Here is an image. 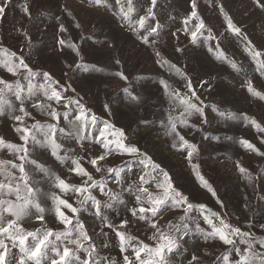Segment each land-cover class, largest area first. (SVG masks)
Segmentation results:
<instances>
[{
	"label": "rangeland",
	"instance_id": "1",
	"mask_svg": "<svg viewBox=\"0 0 264 264\" xmlns=\"http://www.w3.org/2000/svg\"><path fill=\"white\" fill-rule=\"evenodd\" d=\"M27 2L31 6L32 19L21 11L20 6L25 0H12L11 6L6 9V15L0 17V60L7 58L4 49L7 53L23 55L25 62L33 71L48 72L60 85L75 89L69 90L65 95L82 98L88 130L98 136L100 129L104 128L105 121L117 129H123L128 137L127 144L136 146L141 153L151 157L152 161L168 172L173 186L193 205L183 222L178 220L180 215H184L182 208L166 207L157 218L159 226L165 230L168 221L183 224V227L175 232L180 238L179 247L167 254L169 264H188L193 255L198 256L202 264H241L240 255L249 244L258 251H264L258 243L264 241V228L261 227L264 225V156L245 149L239 143L241 139H246L260 152H264V143L261 142L264 139V132H258L243 119L244 115H247L264 127V101L252 97L246 87H242L246 79H251L254 87L264 92V76L257 71V61L252 58L247 48L250 41L253 48L264 53V8L259 7L255 0H196L195 11L199 18L197 19L191 17L192 0H158L154 11L161 28L156 35L149 38L155 43L146 44L140 37L147 33L140 29L135 21L146 14L150 0H133L131 27L121 18L120 6L116 4V0H107V4L102 7L94 6L88 0H27ZM122 2L126 10V0ZM221 6L223 13L241 29V36L228 31ZM69 12L71 16L67 15ZM56 16L61 18L68 29L65 38H70L78 46L80 56L69 48L61 50L57 45L56 41L60 34L55 27ZM185 19H188L187 24L184 23ZM200 20L204 21L206 28L197 34V40L193 43L191 32L195 31V26ZM77 23L80 25L79 28L75 27ZM148 23L155 25L156 21L150 20ZM133 28L137 30L133 31ZM18 29L30 33L33 47H29V41ZM207 29H211L215 39H208ZM217 45L229 60L237 63L241 72L234 71L228 63L216 58ZM177 48L182 51L178 52ZM157 51L163 59L170 61L186 74L204 104L215 105L225 113V116H221L208 107L205 109L204 117H200L199 114L188 117L186 127L180 126L177 121L180 134L197 146V153L193 155L191 162L187 159V150L173 148L172 137L165 135L166 128L161 127V121L167 124L169 115L179 117L183 106L178 99L165 94L160 81H166L171 89L185 94L188 93L187 80L158 63V57L155 55ZM259 59L264 61V55ZM117 60L119 63H116ZM78 63L84 67L77 68ZM92 66L100 68L101 71L93 70ZM117 72H123L128 80L120 79L115 75ZM23 74L26 73L21 70L19 82L26 90L28 81L22 78ZM0 78L10 83H15L18 79L2 66ZM32 82L38 88L44 80L40 76ZM125 87H129L133 94L139 97L138 102L131 101L126 96L123 92ZM38 96L40 100L44 99L42 90ZM6 98L16 103L18 109L19 102L15 101L12 93H6ZM64 103L67 101L53 106L58 112L63 113L66 111ZM105 104L109 105L107 111ZM26 108L34 117V119L26 117V124L31 125L36 121L41 124L56 123L34 109L32 102L27 103ZM79 111L76 105H71L69 118L61 117L60 127L71 131L69 121L74 120ZM228 112L237 118L227 119ZM17 114L20 113L17 111ZM10 115L11 112L7 114L0 112V136L14 144H22L13 131L14 122ZM93 115L97 118L95 125L91 123ZM142 121H149L152 124L145 126ZM84 122L82 118L76 123ZM105 133L108 135L109 130L106 129ZM59 142L65 147L74 148L86 159L104 151L99 144L91 141H85L83 148L72 139L61 137ZM33 158L70 183L76 185L81 183L79 177L69 172L70 161L67 162V167L62 165L51 156L49 150L37 149ZM14 159L13 154L6 149L0 151V160ZM140 159L142 157L113 154L106 161L100 162L102 165L121 168L123 184L106 171L97 173L90 164H85V167L96 180H100L101 176L106 177L107 189L118 193L121 187H126L150 170V166L146 168L140 163ZM237 162L247 169V173L242 174L237 169ZM193 165L198 166L199 174L208 182L215 195L201 185ZM249 174L251 180L248 179ZM34 178L42 182L40 186L44 191L59 194L58 189L51 187L49 183H43L45 178L42 173H35ZM158 179L162 180L163 177L160 176ZM149 190L157 192L155 187ZM92 194L102 202L108 199L99 189ZM8 198L15 200L14 196ZM63 198L68 199L73 206H78L74 194ZM123 199L127 208L137 206L133 195L125 192ZM43 203L48 208L52 207L50 199ZM194 204H205L227 223L240 228L241 232L251 233L250 236L233 237L236 241L235 248L240 249L241 253L238 254L233 246L225 245L218 238L205 242L203 232L211 231V227L204 219L207 213L198 210ZM32 211L35 213L34 209ZM106 211L115 225H119L125 218L130 221L126 226V232L136 238L131 242L133 245L138 241L154 245L155 242L149 239L154 230L149 229L144 222L136 221L122 206L118 212ZM67 214L72 215L70 212ZM79 219L84 223L93 242L100 248V254L112 257L119 264H123L124 254L120 252L119 238L115 232L103 227L99 219L87 211L81 213ZM211 219L213 223L219 224L215 218ZM20 223L27 231L44 227L52 228L54 231L64 230V225L59 223L52 213L46 215L44 221L37 220L33 214L31 218H26ZM102 228L109 234L107 237L97 236ZM104 243L108 244L107 248L102 247ZM128 251L130 253L131 248ZM12 252L18 255L19 249L13 248ZM223 255L228 256L227 261L217 259Z\"/></svg>",
	"mask_w": 264,
	"mask_h": 264
},
{
	"label": "snow or ice",
	"instance_id": "2",
	"mask_svg": "<svg viewBox=\"0 0 264 264\" xmlns=\"http://www.w3.org/2000/svg\"><path fill=\"white\" fill-rule=\"evenodd\" d=\"M88 2L97 7L107 4V0H88ZM126 3L127 8L125 10L122 0H116V4L120 6L121 18L128 22L131 27L133 23L131 15L134 12L133 0H126ZM157 3L158 0H150V6L147 7L146 14L140 16L135 21L139 28L144 29L147 33L140 37L146 44L155 43L154 40L150 41L149 38L156 35L161 28L154 11ZM255 3L259 7L264 8L262 0H255ZM11 4L12 0H0V17L6 15V9ZM20 7L27 17L33 18L31 6L27 0ZM195 7L196 0H192L193 11L191 12V17L199 19ZM221 12L225 16L228 31L236 36H241V29L233 24L231 18L226 13H223L222 6ZM67 15L71 16V13L69 12ZM54 19L56 21L55 27L60 34V38L56 41L59 48L61 50L69 48L77 56H80L78 46L70 38H65L68 29L61 21V18L56 16ZM150 20L156 21L155 25L149 24ZM184 23L187 24L188 19H185ZM75 27L79 28V23L75 24ZM205 28L204 21L200 20L195 26V31L191 32L193 43L197 40V34L201 33V30ZM136 30L133 28V31ZM18 31L29 41V47H33L30 33L19 29ZM207 31L208 39H215L211 29H207ZM244 39H247V37H244ZM247 48L252 58L257 61V71L264 76V61L259 59L264 53L253 48L250 41ZM176 50L178 52L182 51L180 48ZM209 50L211 51L212 49ZM3 51L7 54V58L0 60V66L13 76H17L18 79L15 83H10L0 78V86H2L0 87V112H5L6 114L11 112L10 119L14 122L13 131L23 143L17 145L7 141L4 136H0V151L6 149L15 157L13 161L0 160V264H119L114 258L100 254V248L93 242L92 237L85 229L84 223L79 219L80 214L85 211L98 218L103 227L110 228L115 232L116 237L119 238L120 252L124 254L123 264H169L167 254L172 253L174 249L179 247L180 238L175 235V232L180 227H183V224H174L172 221H168L165 230L159 226L157 218L166 207L182 208L184 215H180L178 220L183 222L186 219L188 211L193 208V205L188 202V198L183 193L173 186L168 172L164 171L159 164L152 161L151 157L141 153L136 146L127 144L128 137L123 129H117L105 121L104 128L100 129L99 135L93 134L87 129L85 105L81 103L82 98H72L65 95L69 90L75 91V89H72L70 86L60 85L59 81L53 80L48 72L33 71L29 64L25 62L23 55L17 56L15 52L7 53L6 49ZM155 55L158 57V63H161L162 66H167L170 71H174L177 75L187 80L186 87L188 88V93L185 94L171 89L166 81H160L165 94L178 99L180 105L183 106V111L179 117L174 118L169 115L167 124L161 121V127L166 128L165 135L172 137L173 148L187 150V159L191 162L193 155L197 153V146L190 143L180 134L177 129V121L180 126L186 127L188 126V117L195 114L204 117L205 109L208 107H211L214 112H218L221 116H225V113L220 111L215 105L204 104L203 100L200 99V96L194 90L191 81L187 79L186 74L170 61L163 59L160 52L157 51ZM216 58L228 63L234 71L241 72V68L238 67L237 63L229 60L219 45L216 46ZM81 59L83 58L81 57ZM116 63H119V61L117 60ZM76 67L80 68L84 67V65L78 63ZM92 67L95 71H101L96 66ZM21 70H24V73H26L22 75V78L28 81L26 90L19 82ZM115 75L122 80H128V77L123 72H117ZM40 76L43 77L44 82L37 88L32 81ZM242 87H246L247 92L252 97L264 101V92L257 90L251 79H246ZM41 90L44 97L43 100H40L38 96ZM8 92L14 95L16 102H19L18 109L16 103L6 98V93ZM123 92L131 101H139V97L134 95L129 87H125ZM65 100L67 103H64L63 107L66 111L63 113L58 112L53 105H59ZM29 102H32L34 109L43 115H47L56 123L41 124L39 121H36L31 125L26 124V117L34 119L32 113L26 108V104ZM73 104L80 111L79 114L75 115L74 120L69 121L72 126L71 131H66L65 128L60 127L61 117L64 119L69 118V111H71V105ZM104 107L106 111L109 110V105L105 104ZM17 111L20 114H17ZM82 118H84L85 122L77 124L76 122L81 121ZM226 118L236 119L237 117L233 113L228 112ZM96 119L95 115L91 117L93 125H95ZM243 119L258 132H264V127L254 118L244 115ZM141 123L145 126H151L152 124L149 121H142ZM192 127H195V125H192ZM106 129L109 130L108 135L105 133ZM61 137L75 140V143L82 148L85 147V141H91L92 143L99 144L104 151L86 159L84 155L76 152L74 148L65 147L64 144L60 143L59 139ZM228 139L232 138L228 137ZM261 142L264 143V139ZM239 143L245 149L255 152L259 156H264V152H260L248 140L241 139ZM37 149L49 150L51 156L66 167L67 162L70 161L71 167L68 170L76 177H79L81 183L79 185L72 184L65 178L57 175L51 168L39 163L37 159L33 158V154ZM113 154L142 157L140 163L144 164L146 168L150 166V170L144 175L139 176L137 180L127 184L126 187H121L120 192L114 193L110 189H107L106 177L101 176L100 180H96L93 174L85 167V164H90L97 173L106 171L108 174L116 177L119 183L123 184V180L121 179V172L123 170L121 168L100 163L106 161ZM16 161H19V163ZM236 166L242 174L247 173V169L238 162ZM197 167L193 165V169L201 185L215 195L208 182L199 174ZM35 173H42L45 178L43 183H49L51 187L58 189L59 194L44 191L40 186L42 182L34 178ZM160 176L163 177L162 180L158 179ZM251 178L249 174L248 179L251 180ZM152 187H155L157 192L150 191L149 189ZM97 189L107 196V201L102 202L92 194ZM125 192L135 197L137 206L127 208L126 201L123 199V193ZM69 194L75 195V203L78 206H73V203L63 198ZM13 196L15 200L8 198ZM46 199L51 200V208L44 205L43 202ZM121 206L130 212L136 221L144 222L149 229L154 230L149 237L150 240L155 242L154 245L146 244L143 241H138L136 245H133L131 242L136 238L128 235L126 232V226L130 223L127 218L121 220L119 225L112 223L106 210H116L118 212ZM199 207L204 209L205 205H200ZM33 209L35 213H33ZM65 210L72 215L69 216ZM50 213L54 214L59 223L64 225L63 231H54L49 227L27 231L21 226L20 222L26 218H31L33 214H35L37 220L44 221L45 216ZM210 217L218 220L219 224L213 223ZM204 219L211 227L210 232H203L201 230L205 242L218 238L225 245L233 246V249L238 254L241 253L240 249L235 248L236 241L233 237L250 236L251 233L241 232L240 228L227 223L217 213H210ZM261 227L264 228V225H261ZM108 235L107 232L103 231V228L97 233V236L107 237ZM50 237L54 239H50ZM258 243L260 248L264 249V241H259ZM102 247L107 248L108 244L104 243ZM13 248L19 249L18 255L12 252ZM130 248L131 252L129 253L128 250ZM82 253L83 255H81ZM221 258L225 261L228 260L227 255H223L217 259ZM240 261L241 264H264V251H258L253 248L252 244H249L247 249L243 250V253L240 255ZM188 264H202V262L198 256L193 255Z\"/></svg>",
	"mask_w": 264,
	"mask_h": 264
},
{
	"label": "water",
	"instance_id": "3",
	"mask_svg": "<svg viewBox=\"0 0 264 264\" xmlns=\"http://www.w3.org/2000/svg\"><path fill=\"white\" fill-rule=\"evenodd\" d=\"M200 205H205V204H194V206L200 210V211H204L207 213V215H209L210 213H215L213 209H211L210 207L206 206L205 205V208L204 209H201L199 206ZM211 218H214V217H211Z\"/></svg>",
	"mask_w": 264,
	"mask_h": 264
}]
</instances>
